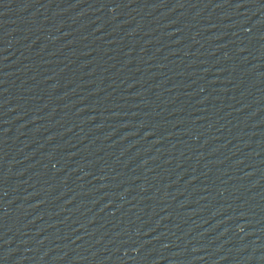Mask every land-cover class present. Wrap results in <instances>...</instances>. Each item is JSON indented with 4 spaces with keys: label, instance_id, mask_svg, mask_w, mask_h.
I'll list each match as a JSON object with an SVG mask.
<instances>
[{
    "label": "water",
    "instance_id": "obj_1",
    "mask_svg": "<svg viewBox=\"0 0 264 264\" xmlns=\"http://www.w3.org/2000/svg\"><path fill=\"white\" fill-rule=\"evenodd\" d=\"M206 264H264V195Z\"/></svg>",
    "mask_w": 264,
    "mask_h": 264
}]
</instances>
